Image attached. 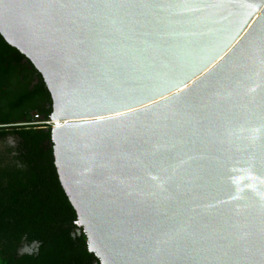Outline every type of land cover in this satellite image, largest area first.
Wrapping results in <instances>:
<instances>
[{
    "label": "water",
    "instance_id": "obj_1",
    "mask_svg": "<svg viewBox=\"0 0 264 264\" xmlns=\"http://www.w3.org/2000/svg\"><path fill=\"white\" fill-rule=\"evenodd\" d=\"M0 34L100 264H264V0H0Z\"/></svg>",
    "mask_w": 264,
    "mask_h": 264
},
{
    "label": "trees",
    "instance_id": "obj_2",
    "mask_svg": "<svg viewBox=\"0 0 264 264\" xmlns=\"http://www.w3.org/2000/svg\"><path fill=\"white\" fill-rule=\"evenodd\" d=\"M52 100L32 63L0 34V264H100L54 164ZM39 241L35 255H18Z\"/></svg>",
    "mask_w": 264,
    "mask_h": 264
},
{
    "label": "clouds",
    "instance_id": "obj_3",
    "mask_svg": "<svg viewBox=\"0 0 264 264\" xmlns=\"http://www.w3.org/2000/svg\"><path fill=\"white\" fill-rule=\"evenodd\" d=\"M40 249V242L39 241H31L30 243H24L21 247L17 250L18 255H35L39 252Z\"/></svg>",
    "mask_w": 264,
    "mask_h": 264
}]
</instances>
